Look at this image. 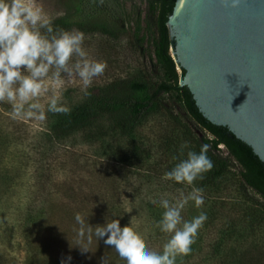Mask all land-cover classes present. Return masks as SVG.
<instances>
[{"label": "rangeland", "instance_id": "obj_1", "mask_svg": "<svg viewBox=\"0 0 264 264\" xmlns=\"http://www.w3.org/2000/svg\"><path fill=\"white\" fill-rule=\"evenodd\" d=\"M37 2L51 21L64 13L61 0ZM139 8L143 10L144 6L140 4ZM72 30L76 29L68 31ZM41 33L47 35L45 29ZM84 35L83 46L89 57L107 64L103 75L95 78L87 91L143 74L152 79L148 42L144 40L138 49L132 28L117 40ZM65 79L61 102L70 107L84 97V92L78 78ZM41 103L46 106L47 97L41 98ZM11 111V105L0 103V264H61L67 257H71L67 264H101L102 258L107 264H126L94 234L89 242L86 232L84 241L79 242L77 213L91 227L118 219L121 227H132L140 234L149 250L162 251L169 234L156 227L165 211L159 201L175 203L180 191L187 195L193 187L203 189L204 204L197 208L189 201L181 212L183 220L190 221L201 212L207 215L192 245L194 249L201 248L205 253L222 242L212 251L232 248L242 252L264 245V223L251 228L245 216L251 200L264 202L253 191H242L236 168L212 185L201 184L202 179L192 186L163 179L172 164L162 152L167 139L194 146L185 141L164 112L145 121L134 133L128 145L139 144L148 153L125 166L116 161L114 149H105L99 143L50 145L43 135L45 121L12 119ZM42 222L53 229L43 231L40 237L37 225ZM202 264L207 263L202 260Z\"/></svg>", "mask_w": 264, "mask_h": 264}, {"label": "trees", "instance_id": "obj_2", "mask_svg": "<svg viewBox=\"0 0 264 264\" xmlns=\"http://www.w3.org/2000/svg\"><path fill=\"white\" fill-rule=\"evenodd\" d=\"M175 2L61 0L59 4L64 8V13L51 21L54 33L76 29L84 34L117 40L132 28L133 43L138 49L142 48L144 40L148 42L147 54L153 67L152 79L144 74L116 79L89 90V95H84L68 107L71 109L69 114L46 112L43 135L50 145L73 146L76 141L84 144L99 143L105 149H114L116 161L129 166L148 153V149L139 144L128 145L134 133L145 121L164 112L180 129L185 141L194 145L182 152V143L167 139L162 152L172 159V164L167 166L166 172L186 159L189 151L199 153L201 147L205 146L214 166L203 175L201 184L212 185L232 168H236L242 191L249 189L264 202V164L225 127L215 126L204 119L188 89L179 85L185 72L183 69L177 71L169 54L171 40L167 28ZM140 4L144 6L143 10L139 8ZM197 130L202 132V136ZM219 146L223 147L224 152ZM249 203V207H245L249 227L261 226L264 223V203L256 200ZM41 224L37 225L40 237L49 228L53 229L48 227L49 223ZM168 239L167 236L166 242ZM221 243L213 245L205 253L201 248L194 249L191 246L190 254L178 256L175 264H202V260L207 264H264L262 243L259 248L255 246V250L249 251L238 252L232 248L228 251H212Z\"/></svg>", "mask_w": 264, "mask_h": 264}, {"label": "clouds", "instance_id": "obj_3", "mask_svg": "<svg viewBox=\"0 0 264 264\" xmlns=\"http://www.w3.org/2000/svg\"><path fill=\"white\" fill-rule=\"evenodd\" d=\"M239 3L240 0H231L230 6L235 8ZM51 24L37 0H0V103L11 105L9 115L12 119L42 122L47 118L46 112L69 114L71 109L61 102V90L67 82L65 77L68 80L78 78L87 96L93 80L102 76L107 67L106 62L89 57L83 46V32L58 30L54 33ZM41 29H45L47 35L42 34ZM44 97H47L46 106L41 103ZM188 146L184 142L181 151ZM213 166L207 148L202 146L199 153L189 151L187 158L166 172L163 179L192 186ZM189 201L201 207L203 189L193 187L187 195L180 191L175 203L168 199L159 201L165 211L156 227L169 234L162 252L149 250L141 235L132 227H121L118 219L91 227L79 213L75 215L80 225L78 240L82 243L87 232L90 242L94 234L113 248L126 264H175L178 256L190 254L198 230L207 219L206 213L201 212L192 220L184 221L181 212ZM70 259H62L61 264H67ZM101 264H107L105 258Z\"/></svg>", "mask_w": 264, "mask_h": 264}, {"label": "water", "instance_id": "obj_4", "mask_svg": "<svg viewBox=\"0 0 264 264\" xmlns=\"http://www.w3.org/2000/svg\"><path fill=\"white\" fill-rule=\"evenodd\" d=\"M230 5L176 0L167 21L171 57L202 117L264 164V0Z\"/></svg>", "mask_w": 264, "mask_h": 264}]
</instances>
